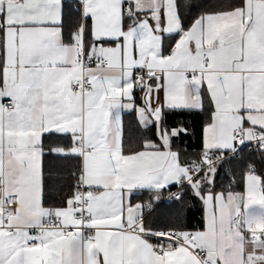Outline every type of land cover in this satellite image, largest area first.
Returning a JSON list of instances; mask_svg holds the SVG:
<instances>
[{
	"label": "snow or ice",
	"instance_id": "snow-or-ice-1",
	"mask_svg": "<svg viewBox=\"0 0 264 264\" xmlns=\"http://www.w3.org/2000/svg\"><path fill=\"white\" fill-rule=\"evenodd\" d=\"M0 264H264V0H0Z\"/></svg>",
	"mask_w": 264,
	"mask_h": 264
}]
</instances>
